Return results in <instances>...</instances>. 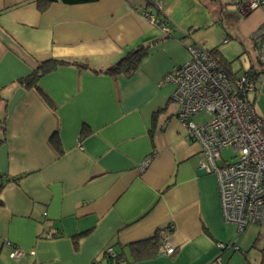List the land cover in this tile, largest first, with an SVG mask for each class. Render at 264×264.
<instances>
[{
	"label": "crops",
	"instance_id": "1",
	"mask_svg": "<svg viewBox=\"0 0 264 264\" xmlns=\"http://www.w3.org/2000/svg\"><path fill=\"white\" fill-rule=\"evenodd\" d=\"M259 1L249 9L240 0L247 15L231 29L243 53L254 54L246 69L258 72L253 101L264 94L252 37L264 21ZM156 2L172 28L166 38L145 15ZM211 24L200 0L54 1L44 9L0 0V264H107L105 245L124 253L119 264H264V226L238 232L223 220L216 177L199 168L200 145L176 116L173 85L162 81L187 61L189 29ZM154 38L131 74L98 71ZM48 58L86 67L63 64L36 85L20 81ZM51 228L55 236L46 237ZM156 232L158 253L135 259L130 244ZM162 241L174 254L160 251ZM13 247L26 255L11 258Z\"/></svg>",
	"mask_w": 264,
	"mask_h": 264
},
{
	"label": "built area",
	"instance_id": "2",
	"mask_svg": "<svg viewBox=\"0 0 264 264\" xmlns=\"http://www.w3.org/2000/svg\"><path fill=\"white\" fill-rule=\"evenodd\" d=\"M261 6L259 0H248L249 9ZM160 9L161 3L156 2L145 15L163 35H170L172 28L158 13ZM253 39L257 59L264 62V21ZM187 50V61L172 67L162 78L173 85L176 116L200 145L199 168L216 177L223 220L234 224L238 232L250 224L264 226V117L256 113L249 98L257 85L246 72H228L198 43L191 42ZM199 112L208 118L193 120ZM227 149L232 152L230 158L222 154ZM145 165L146 161L141 167ZM56 232L51 228L45 236L53 237ZM217 246L226 249L233 245ZM160 251L171 255L174 247L162 241ZM104 252L112 259L109 264H116L113 248L108 245ZM24 255L18 247L9 252L14 259Z\"/></svg>",
	"mask_w": 264,
	"mask_h": 264
},
{
	"label": "trees",
	"instance_id": "3",
	"mask_svg": "<svg viewBox=\"0 0 264 264\" xmlns=\"http://www.w3.org/2000/svg\"><path fill=\"white\" fill-rule=\"evenodd\" d=\"M54 1H62L63 3H67V4H76V3L90 2V1H95V0H36L40 9H44L47 4L54 2ZM200 1H202L204 5L207 7L210 13V16L212 18V23L217 24L222 28L223 33H224L223 41L226 42L230 38H235L231 34V29L235 27L236 23L238 22L240 18L247 15V11H248L247 9H241V7L239 6L240 0H231L225 3H221L220 0H200ZM166 37L167 35L163 36V38H166ZM157 41H159L158 38L146 40L144 43H141L137 48L132 49L128 51L126 54H124L114 64L107 66L105 69H102V70L99 69L98 71H103L105 73L112 74V75L120 74V73L125 74V75L131 74L138 67L142 58L147 54L149 46L156 43ZM217 48L218 46H214L208 50L222 64V66L228 72L235 73V72H232V70H229L231 68V62L227 61L219 53ZM258 62L260 64L263 63L261 61H258ZM63 64H76L82 67H86L85 64L77 62V61H69V60L57 59V58H48V59L40 61L37 68L34 69L26 77H23L22 79H20V81L26 86H29L32 84L36 85L37 80L43 73L53 70ZM245 72L248 74V76L252 80H256V77L258 76V72L256 68L252 66ZM5 180L0 176V192L6 182ZM159 245H160V239H159L158 233L156 232L148 240L146 239V240L131 243L129 249L132 255H134L135 259H144V258H150L156 255L158 253ZM107 246L108 245H105L103 247L102 255L106 259L107 264H109L112 259L108 257L104 252ZM111 247L113 248V246ZM114 252H115V257H114L115 263L119 264V262L122 260L124 256V253L122 251L117 252L115 250ZM174 252L172 254H174ZM263 259L264 258L261 259V262L264 261Z\"/></svg>",
	"mask_w": 264,
	"mask_h": 264
},
{
	"label": "rangeland",
	"instance_id": "4",
	"mask_svg": "<svg viewBox=\"0 0 264 264\" xmlns=\"http://www.w3.org/2000/svg\"><path fill=\"white\" fill-rule=\"evenodd\" d=\"M190 38L195 42L200 43L204 48L210 49L211 47L218 46L219 53L221 52L229 62H231L232 72L235 74H240L244 72L249 67V58L254 56L253 52L249 53V57L246 53H243L242 46L239 42L230 38L228 41L224 42V33L222 28L217 24H211L202 29H189ZM249 98L253 101V96L249 94ZM254 109L256 113L260 116H264V94L259 92L255 101H253ZM208 115L205 112H199L194 115L193 120L195 121H205ZM231 150L227 149L223 151L224 157H229L231 155ZM258 248V246H257Z\"/></svg>",
	"mask_w": 264,
	"mask_h": 264
}]
</instances>
